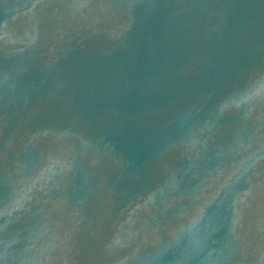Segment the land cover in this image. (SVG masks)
Returning a JSON list of instances; mask_svg holds the SVG:
<instances>
[{
    "label": "water",
    "instance_id": "95a60500",
    "mask_svg": "<svg viewBox=\"0 0 264 264\" xmlns=\"http://www.w3.org/2000/svg\"><path fill=\"white\" fill-rule=\"evenodd\" d=\"M0 264H264V0H0Z\"/></svg>",
    "mask_w": 264,
    "mask_h": 264
}]
</instances>
